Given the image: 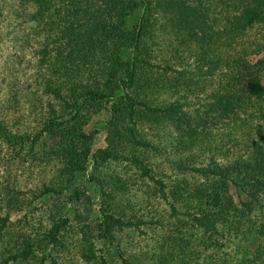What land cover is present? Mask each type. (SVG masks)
Masks as SVG:
<instances>
[{
	"label": "trees",
	"instance_id": "16d2710c",
	"mask_svg": "<svg viewBox=\"0 0 264 264\" xmlns=\"http://www.w3.org/2000/svg\"><path fill=\"white\" fill-rule=\"evenodd\" d=\"M19 2L44 29L15 24L35 58L0 60V264H264L242 198L264 195V0ZM43 159L59 172L37 190ZM150 192L172 214L149 248L125 236L157 215L134 208Z\"/></svg>",
	"mask_w": 264,
	"mask_h": 264
},
{
	"label": "rangeland",
	"instance_id": "374dc122",
	"mask_svg": "<svg viewBox=\"0 0 264 264\" xmlns=\"http://www.w3.org/2000/svg\"><path fill=\"white\" fill-rule=\"evenodd\" d=\"M261 0H251L252 3V8H256L258 6V3ZM23 4H21L19 2V0H0V9L1 6L3 8H9L11 6H14L12 10H10L11 14H9L8 12H5L4 10H2V17H0V60L4 59L5 57L14 54V49L12 52V48H15L16 46H21L23 49L22 51L24 52L26 57V60H28V58L32 57L33 59L35 58V53L34 56L28 51V49L26 47H24L22 44H20L19 42L16 41H9L8 40L12 37H14L13 35V29L15 28L14 25L21 22V25L23 26V28H27L30 27L32 28V26H34L35 31L37 30L39 33L40 31H42V29H44V27H42L40 24V20L36 21V24H31L29 25L27 22H30V20H32V17H34V15L36 14L37 8H35L34 6H29L28 8H26V10L23 12V10L19 7L22 6ZM201 18V17H200ZM199 21V19H198ZM197 21V22H198ZM38 40L40 42H44L45 41V36L44 37H40L38 38ZM264 59V52L262 54L255 55L254 57L251 58V60L253 61L254 64H258V62L260 60ZM262 82L264 83V76L262 79ZM7 96L6 92H2L0 94V99H5ZM4 146H0V151L2 152ZM142 154H140V152H136L135 154H137V158L141 159L143 158V153H145V156L148 157L149 159H152V153L150 149H142ZM162 152V151H161ZM154 162L152 164L148 163L149 166L153 167L156 170V167L154 164L157 165V162H162V160H169L171 164H175V162L177 161V158L174 154H172L171 149L168 148L167 151L164 153H158L154 156ZM252 157L249 156L247 158V160L251 161ZM41 163V164H40ZM39 163V168L38 171H40V174L38 176V178H35L34 181L31 182V186L34 189H40L43 187V184H47L49 183L55 175L58 174L59 172V168L57 167L58 162L56 161H48V160H41ZM132 164H134V161H125L121 164H118L117 167L114 169L115 173V183L117 189H121L123 188L125 183L130 184V186H124V190H127L128 188H134L131 184L132 182V178L131 176L133 175L131 173V169L129 168L130 166H132ZM134 169H135V165ZM166 168H168V166H166ZM167 175H170V173L168 172V170H166ZM156 176H157V180L162 182V173L161 170L158 168L157 172H156ZM122 180H124L125 183H121ZM157 187H160V184L157 185ZM249 192V190H248ZM139 193V192H135L133 194V201H134V197L135 195ZM253 195L252 197H249V195L242 193V198L244 200H251L250 204H248L249 207V217L247 218V222L249 224V226L252 227H260L262 225V223H264V195L256 193L255 191H252ZM142 195L141 193L139 194V196ZM155 202V207H156V213L157 215H152V217L148 218L146 221L148 222L146 225L143 226V228L141 229V231H134L133 233H129L126 234V239L125 241L127 243H132V242H137L139 239H145L146 242H144V244L146 243V245L150 248V246H154L157 245V241H159V238H164L165 239V243H167L168 241V236H171V234L169 233L170 230V226L168 224L167 218L169 217V215H171V209L170 207L165 203V200L163 199V196H160L157 201H155L154 196H152L151 192L150 194L142 201L141 206L138 203H136L134 205V208H136L137 210H145V211H151V207L152 204ZM150 204V205H149ZM263 208V210H262ZM253 209V212L250 213V210ZM181 213H183V211H180ZM176 216V215H174ZM162 225V227H161ZM240 240V239H239ZM164 242V240H162ZM149 242V243H148ZM228 244V242H226ZM225 243V246H226ZM237 243H239L237 241ZM229 245L231 247L234 246V244H232L230 242V238H229ZM145 246V245H144ZM224 246V247H225ZM129 250L130 247L128 246Z\"/></svg>",
	"mask_w": 264,
	"mask_h": 264
}]
</instances>
